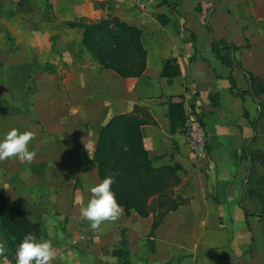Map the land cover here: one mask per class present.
Returning <instances> with one entry per match:
<instances>
[{
    "label": "crops",
    "instance_id": "1",
    "mask_svg": "<svg viewBox=\"0 0 264 264\" xmlns=\"http://www.w3.org/2000/svg\"><path fill=\"white\" fill-rule=\"evenodd\" d=\"M29 1L17 0L18 10ZM62 1L67 8L57 15L71 14L62 23L89 24L118 17L142 30L148 55L146 68L133 86L92 58L70 67L74 81L79 82L77 94L98 98V111L104 118L95 126L92 153L85 150L89 147L85 142L90 143L87 136L85 140L59 139L45 132L29 144L35 153L31 162L9 158L4 162L7 168L0 167V187L7 203L22 208L32 222L39 223L38 239L53 244L56 258L51 264H169L173 256L180 257L179 264L182 260V264H264V0ZM159 14L169 23L163 25ZM77 29L67 27L66 31ZM213 39L238 46L231 57L242 67L222 63L212 51ZM170 59H177L180 75L169 79L162 70ZM34 77L38 89L45 78L61 79L57 73ZM231 77L236 81L235 91ZM212 96L218 97V105L212 104ZM171 102L201 110L208 133L207 158L193 154L184 132H172ZM140 106L149 114L141 127L144 147L154 168H177L183 175L177 189L183 203L164 216L155 237H150L154 212L142 216L131 210L127 214L122 206L117 221L92 229L81 218V208L91 198L90 188L101 182L94 161L100 131L112 117L136 114ZM82 108L68 106L74 121L79 112L88 113ZM21 161L22 168L16 165ZM44 199L47 212L37 210ZM146 224L151 227L148 236L138 231ZM88 234L90 244L84 243ZM0 264L15 261L8 254L0 258Z\"/></svg>",
    "mask_w": 264,
    "mask_h": 264
},
{
    "label": "rangeland",
    "instance_id": "2",
    "mask_svg": "<svg viewBox=\"0 0 264 264\" xmlns=\"http://www.w3.org/2000/svg\"><path fill=\"white\" fill-rule=\"evenodd\" d=\"M28 3L26 6H20L18 10L17 0H0V137L2 138L4 133L13 128L33 132V138L36 137V140L45 132L59 139L71 136L83 140L87 136L90 138V143L85 142L89 146L88 148L86 146L85 150L90 152V147L92 148L97 139L95 126L104 118H101L98 111L100 106L98 98L90 97L89 100L82 94H77L79 82L74 81L76 80L73 74L75 72L70 70V67L73 68L72 64L77 65L90 59L81 45V29L70 33L63 27L62 21L69 20L71 14L68 17H59L57 11L67 8L66 1L32 0ZM70 13L73 11L71 10ZM68 72L69 76H67ZM39 73H57L61 75V79L56 77L53 81L54 78H45L41 81L43 87L38 89L35 86L34 76ZM69 105H75V109L79 111L84 107L88 113L84 115L79 112L77 121H74V116L70 117L71 113H68ZM143 109L141 106L138 107L133 116L137 118L146 116ZM28 114H31L34 119H30ZM88 116L94 121L93 119L87 121ZM85 120L87 125L83 128L82 123ZM72 122L74 125H71ZM40 127H43L41 131L38 129ZM111 143L115 145L114 149L105 147L102 150V157L106 160L114 153L115 160L117 149L120 150V146L118 144L116 146L115 141L108 137L107 144ZM31 147L29 146L30 150ZM5 161L8 160L2 161L0 167L7 168ZM94 161L97 163L95 158ZM141 161L142 159L138 164ZM18 164L22 168V161L16 165ZM138 164L133 165L137 172L135 179L141 181L146 190L145 196L134 195L128 185L126 171L122 164L120 166H117L118 162L113 164L112 170L108 173L115 175L116 185L119 186L117 189L119 196L131 199L130 204L133 207L131 210L140 212L138 207L142 206L146 211L154 212L155 219H163L165 215L171 213L170 208L182 201L177 194V189L181 185L183 175H179L177 168L174 173L168 170L172 167H162L160 171L152 175L145 169H139ZM99 178L101 179L100 176ZM138 188L140 190L136 184L135 191ZM144 201L147 202L146 205H143ZM47 206L48 200L44 199L39 203L37 210L47 212ZM150 229L149 224H146L140 225L138 231L142 235L147 233L148 236ZM88 236L84 238V243L90 244L93 241L90 239L91 234ZM0 241L4 243L3 238H0ZM20 243L15 244V247H19ZM219 243L225 245V242L219 241ZM179 258L173 256L172 263L169 264H179Z\"/></svg>",
    "mask_w": 264,
    "mask_h": 264
},
{
    "label": "trees",
    "instance_id": "3",
    "mask_svg": "<svg viewBox=\"0 0 264 264\" xmlns=\"http://www.w3.org/2000/svg\"><path fill=\"white\" fill-rule=\"evenodd\" d=\"M49 2V0H47ZM158 20L163 24L169 23V19L162 14L158 15ZM65 27L79 28L83 30L82 46L89 54L90 58L99 62L108 70H113L121 77L126 79L130 86H133L134 80L138 79L146 68L148 52L142 43V30L136 26L129 25L118 17L102 18L95 23L83 24L76 22H63ZM195 39V37H194ZM240 49L238 46L229 44L226 41L212 40V51L222 63L228 66H239L241 64L231 57V53ZM224 52H228L224 55ZM248 74V73H247ZM162 75L166 78H173L180 75V68L177 59L168 60L162 70ZM249 76V74H248ZM252 76V75H251ZM252 79V77H251ZM232 91L237 90V85L234 77L230 78ZM218 97L212 96L211 101L213 105H218ZM145 115L143 118L134 117V114H122L112 117L109 122L103 126L100 131L99 139L95 151V160L98 165L99 176L103 180L109 171L112 170L113 164L118 162L117 166L122 164L126 171V179L128 185L134 195H144L145 188L142 186L141 181H137L136 171L134 166L138 164L139 169H145L152 175L160 171L154 168L152 160H150L148 151L144 147L143 135L141 127L148 121L149 114L143 109ZM186 106L183 103L171 102L169 104L168 117L170 119L171 130L173 133L184 132L186 124ZM108 137H111L120 146L117 149V155L111 154L107 160L102 157V150L107 147L114 149V144H107ZM120 162V164H119ZM130 164V165H128ZM171 172H175L176 168H168ZM140 187L135 191L134 187ZM118 203L125 208L127 214L133 208L130 204L131 199L121 198L117 189L119 186L116 182L112 186ZM182 199V198H181ZM145 200V198L143 199ZM147 202H143L146 205ZM183 203L175 204L169 210L176 211ZM137 209V208H136ZM139 213L142 216H147L151 212L143 209L142 206L138 207ZM137 209V210H138ZM246 215L249 212L246 210ZM160 218L155 219L152 224L150 237H155L158 227L161 223ZM0 227L4 228L6 232L12 237L14 244L21 242L24 236L28 233H33L38 238L41 233V225L32 222L27 213L17 206H10L5 198V190L0 187ZM151 251H154V241L150 239ZM8 255V254H7ZM2 257V256H1ZM0 257V258H1ZM125 264H129L126 262Z\"/></svg>",
    "mask_w": 264,
    "mask_h": 264
},
{
    "label": "clouds",
    "instance_id": "4",
    "mask_svg": "<svg viewBox=\"0 0 264 264\" xmlns=\"http://www.w3.org/2000/svg\"><path fill=\"white\" fill-rule=\"evenodd\" d=\"M33 132L13 128L0 138V161L19 158L31 162L34 151L29 149ZM115 175H107L100 183L90 188L91 198L81 208V218L88 221L92 229L100 230L105 222L117 221L123 209L118 203L112 188ZM6 244L0 243V252L5 251ZM56 258V251L51 241L41 240L33 233L24 236L16 250L15 264H51Z\"/></svg>",
    "mask_w": 264,
    "mask_h": 264
},
{
    "label": "built area",
    "instance_id": "5",
    "mask_svg": "<svg viewBox=\"0 0 264 264\" xmlns=\"http://www.w3.org/2000/svg\"><path fill=\"white\" fill-rule=\"evenodd\" d=\"M184 133L193 154L200 159L208 157V133L202 121V112L199 109L189 108L186 110V124ZM15 247L11 256L15 261Z\"/></svg>",
    "mask_w": 264,
    "mask_h": 264
},
{
    "label": "water",
    "instance_id": "6",
    "mask_svg": "<svg viewBox=\"0 0 264 264\" xmlns=\"http://www.w3.org/2000/svg\"><path fill=\"white\" fill-rule=\"evenodd\" d=\"M214 8H212L209 12H208V15H207V19H206V23L209 24V20H210V17L212 15V12H213ZM212 35V34H211ZM0 234L1 236L3 237L4 239V243L3 244H6V248H5V251L3 252H0V257L1 256H5L7 254H10L14 248H15V244L13 242V239L12 237L6 232V230L2 227H0Z\"/></svg>",
    "mask_w": 264,
    "mask_h": 264
}]
</instances>
